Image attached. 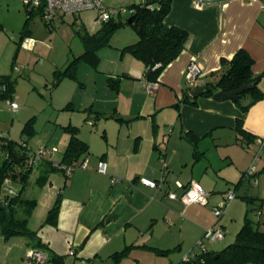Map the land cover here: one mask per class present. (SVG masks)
Instances as JSON below:
<instances>
[{
  "label": "crops",
  "instance_id": "obj_1",
  "mask_svg": "<svg viewBox=\"0 0 264 264\" xmlns=\"http://www.w3.org/2000/svg\"><path fill=\"white\" fill-rule=\"evenodd\" d=\"M134 2L103 0L106 8H124L126 11L118 18L125 21L131 17L128 7ZM195 5L194 0H172L165 23L188 30L190 38L182 53L164 68L159 81H149L145 77L143 61L124 49L136 43L139 36L131 25H121L111 36L107 45L109 52L102 54L103 60L109 62V71H103V79H96L94 83L95 90L84 91L78 101L74 96L78 87L86 88V83L78 81L77 72L85 60L79 63L76 78L65 77L60 81L55 77V70L64 68L70 57L66 59L67 63L62 55L51 63L50 74L53 81H58L57 89L66 83L67 92L57 99V102L63 101L61 105L53 106V111L49 109L50 127L44 139L31 142L38 129L34 124L36 118L30 117L33 110L27 111L26 107L15 110L17 117L11 124L14 127L17 122L22 126L19 138L13 134L12 127L0 129L1 137L24 140L31 150L42 145L58 148L54 154L46 155L41 165L32 171H38L36 186H29L32 172L26 185L31 196L26 198L36 200L29 227L46 244L47 249H36L48 258L54 254L65 256L63 264H177L186 252L199 249L198 241L205 229L216 222L213 206L222 202L230 188L236 189L237 196L219 219L227 233L232 230L226 244L235 240L242 227L238 228L235 222L238 209L244 208L245 221L249 208L254 206V203H248L247 197L254 198L256 204L263 203L260 217L257 211L253 213L261 219L264 229V153L256 159L260 150L256 138L264 137V98L245 112L235 101L213 96L201 95L194 101H183L188 89L183 81L185 71L193 58L198 59L205 71L206 81L216 80L221 74L222 58H232L244 48L254 58L253 72L264 73V0H205L202 7ZM24 13L23 25L16 28L0 19V34L13 32L10 38H14L16 32L17 43L21 46L26 31V37L34 39L25 48L32 56L40 55L43 50L47 53V48L53 52L48 41L55 39L54 36L66 26H71V41L76 37L81 40L77 30L94 33L102 27L96 20L95 10H83L78 14L58 12L52 24H45V32L39 35L34 24L42 17L35 15L25 28L27 7ZM127 13L130 17L125 19ZM63 35L68 38L67 34ZM71 41L68 39L67 44ZM107 46L101 47L98 53ZM18 50L10 62L11 67L20 57ZM99 57L101 61L100 54ZM0 75L8 73L2 69ZM110 79L119 80L117 89L110 85ZM259 86L264 91V77ZM14 88L13 98L19 101L17 88ZM250 100L247 97L243 103ZM53 103L56 102L52 100ZM58 109L63 110L62 114L57 112ZM238 118L243 119V127L238 126ZM31 119L34 120V131L28 135L23 129ZM69 125L79 128L80 138L89 146V151L79 158L87 157L89 168H77L68 176L58 169L40 185L37 178L45 168L43 163L52 161L55 165L64 157L70 140V133L65 128ZM61 129V132L57 131ZM188 133L196 139L191 140L185 135ZM59 152L62 154L57 158ZM100 160L107 163L106 172L99 171ZM253 165L255 171L248 175ZM142 176L164 181L159 188H152L139 181ZM114 178L119 181L113 182ZM177 181L184 185L198 181L211 193L209 202L187 205L180 199L170 198L168 190L177 194L183 190ZM240 192H243L242 199L237 200ZM57 196L61 197L57 224L44 223ZM227 233L223 240L207 241V248L222 250L227 246L222 243ZM128 246L131 248L127 253L115 256ZM32 248L35 247L25 236L7 239L0 234V264H29L27 254ZM43 264L55 263L51 260Z\"/></svg>",
  "mask_w": 264,
  "mask_h": 264
},
{
  "label": "trees",
  "instance_id": "obj_2",
  "mask_svg": "<svg viewBox=\"0 0 264 264\" xmlns=\"http://www.w3.org/2000/svg\"><path fill=\"white\" fill-rule=\"evenodd\" d=\"M41 1L42 4L39 6H29L24 2L28 9V17L24 25L25 28L30 19L35 15H40L43 19L42 12L46 0ZM171 5L172 0H139L128 7L130 10L132 9L131 17L133 16V20L131 23L128 20L119 19L118 16L121 15L120 13L108 21L103 22L102 27L94 33L77 30L76 32L81 37L85 50L82 54L73 56L72 60H68L69 62L64 68L56 69L54 73L55 77L58 81L65 77L76 78L78 65L83 60L97 68L100 61L98 50L110 44L111 36L121 25L129 24L134 27L139 39L136 43L127 45L124 49L130 50L136 58L143 61L146 67L145 77L149 81H159V77L164 68L182 53L190 38V32L188 30L176 25L168 26L165 23L164 19L169 14ZM45 24H52V22L46 21ZM25 32L22 38L26 36ZM253 63L254 58L246 49L241 48L232 58H222V69L219 78L206 81V84H212L214 91H229L239 88L245 83L257 80L258 83L254 88L245 90V92L239 94L234 100L239 108L245 112L256 101L264 98V91L259 86V82L264 77V73L255 74L252 69ZM118 81L110 79L109 83L113 88L117 89L118 84L116 82L118 83ZM0 85L3 86L0 90V98L14 99L15 81H12L8 75H0ZM214 91L205 92L203 96H213ZM190 92L192 90H185L184 102H191L192 95ZM247 97H250L251 100L248 103H243V100ZM237 122L239 127H243L242 118H238ZM33 123V119L26 122L23 133L31 135L34 131ZM65 129L70 133V140L68 146H66L67 148L61 162L72 163L80 160L79 158L89 151V146L80 138L78 134L79 128L77 126L69 125ZM188 134L185 135L191 140L194 141L196 139L191 133ZM1 152H3V156H1ZM28 156V150L19 144V141L0 136V190H2L1 186L7 176H10L14 183H20L17 194H6L4 199H0V234L7 239L12 236L22 235L29 238L30 244L33 247L47 249L43 240L37 236V232L29 227V218L36 206V200L26 198L23 193L27 187L26 185L29 183L30 174L36 167H27L25 165ZM41 162L39 165H41ZM43 165L45 168H43V171L40 172L37 178V183L40 185L47 181L50 173L60 169L52 161H46ZM238 186H235V188H238ZM57 197L44 223L57 224L56 220H58L59 208L61 207V197ZM247 199L249 204L254 203L252 208L254 211L260 212V209H263V203L256 204L254 198L247 197ZM250 213L251 209L248 210L244 224L241 225L242 227L238 231L235 240L222 250L212 251L206 248L202 251L201 249L192 248L190 253L195 252L197 256L189 262H183V259H181L177 264H197L200 262H203V264H264V229L261 228L262 221L260 218L256 221L252 219ZM130 248L131 246H128L121 252L115 254V256L121 257ZM63 257L65 256L54 254L51 258H47V262L52 260L55 264H63Z\"/></svg>",
  "mask_w": 264,
  "mask_h": 264
},
{
  "label": "rangeland",
  "instance_id": "obj_3",
  "mask_svg": "<svg viewBox=\"0 0 264 264\" xmlns=\"http://www.w3.org/2000/svg\"><path fill=\"white\" fill-rule=\"evenodd\" d=\"M135 1H139V0H135ZM25 9H26V6L23 0H0V19L8 23V25L16 28L18 27V25L20 24L23 25L24 23ZM124 11L126 10L124 9ZM129 17L130 16H128V13H127L125 15V19H128ZM34 25H35L34 29H35L36 34L42 35L45 32L46 25L44 23V20H42L41 18H37ZM70 27H67V26L64 27L62 31L58 32L57 35L54 36L55 39L48 41L49 44L53 46V52L52 50L47 48L48 50L47 53H45L44 52L45 50H43L40 55L38 54L36 56H32L28 51L25 50V48L28 46L25 44L24 40L21 43V46L18 45L17 42H18L19 36L16 32H14L15 34L13 36L14 38H10L11 37L10 33H13V32L3 31L0 34V63L3 61V63L0 64V70L4 69V71L8 73V76L10 77V79L12 81H15V86L20 96V98L17 99L19 100L18 103L20 104V106L23 109H25L26 107L27 111H29L28 109L33 110V112H31L30 114V117L36 118V123L34 124H35V127L38 129V133L36 135V138H31L32 143H36L37 139L41 140L45 138L44 135H46L50 127L49 121H48L49 113H50L49 109L53 111L54 110L53 106L61 105L63 101L57 102V99L61 95H63L64 92L65 93L67 92L66 83H64L57 89L56 84L58 81H53V77L50 74L52 73L51 63L54 60L57 61L59 59L58 56H61V55H62V59L63 60L65 59L64 63H67L66 59H68V57H70V59L72 60L73 56H77L79 53H82L84 51L83 44L80 39L76 37L73 41L70 40L72 38ZM131 28H134V27L131 26ZM63 34H67L68 38L64 37ZM68 39L69 41H71V43L69 42L70 44H67ZM18 48H19L18 51L21 52L20 57L15 62L16 64H14V66L11 67L10 62H12V59L16 53L15 50H17ZM104 52L106 53L109 52L108 46L103 48L101 52H99L101 56V61H99L97 68L94 67V65H92L91 63L89 64V63H86L85 61L80 64V70L79 72H77L78 73L77 76L79 79L78 81L85 82L86 88L78 87V92L76 93V96H74L75 100L78 101V98L84 91L85 93L93 92L96 88V86L94 87V83L96 82V79L98 81H101L100 79H103V77L101 76H104L105 74V72L103 71H109V62L106 59L103 60L102 58V54ZM73 92L74 90L72 91V93ZM52 100L53 102H56V103L52 104ZM7 101L8 99H0V129L8 130L10 129V127H12L11 125L13 122L12 120L14 117H17V113L15 111L13 112V110L10 109ZM62 111L63 110L58 109L57 112L59 114H62L61 113ZM56 115L57 114L55 112L53 114L54 120L57 117ZM59 119L60 121L62 120L61 116ZM14 125L15 126L12 127L11 130L13 131L14 135H18L15 137L19 138V136L21 135L20 129L22 126H19V123L17 122L14 123ZM57 131L61 132L62 129L57 130ZM42 144H44V142H42ZM63 148L64 147L62 146L61 151L63 150ZM61 154L62 153L59 152L56 157L60 158ZM37 172L38 171H34L31 174V180L29 184V186H31L30 188L36 186L35 178L38 175ZM3 185H5V183H3L1 186L2 190H0V199H4L6 194H8V192L4 190ZM18 185H20V183H17V182L14 183V186L19 189L20 186ZM23 195L26 197H31L27 189H25ZM241 195H243V192H240L237 200L242 199ZM249 209H251V213H250L251 218L256 221L257 216L253 213L255 211L252 208H249ZM238 210H239L238 218L235 219L234 217V219H235V222H237V227L240 228L241 225H243L244 223L243 221H244L245 212H244V208L243 210L241 209H238ZM235 212H237V210ZM228 231L229 232L227 233L226 239L222 242V243H225V245H227L226 243H229L230 241L229 239L231 238V235H232V230L230 229ZM207 241H210V240H207ZM207 241H206V244H207ZM216 241L218 242L220 240H214V241H211V243L216 242ZM211 245H213V247L217 246V244H211Z\"/></svg>",
  "mask_w": 264,
  "mask_h": 264
},
{
  "label": "built area",
  "instance_id": "obj_4",
  "mask_svg": "<svg viewBox=\"0 0 264 264\" xmlns=\"http://www.w3.org/2000/svg\"><path fill=\"white\" fill-rule=\"evenodd\" d=\"M29 6H39L42 4L41 0H23ZM195 6L202 7L205 5V0H194ZM83 10H95L97 11V21L99 23H103L108 21L109 19L117 16L118 14L124 11V8L118 7H107L104 5L103 0H46V3L43 7V19L45 22H53L57 17L58 12H62L64 14H78ZM132 10V9H131ZM130 10V11H131ZM25 44L31 43L34 41L33 38H25ZM184 80L185 81V88L192 90L202 84H206V73L203 68L200 66L198 59L193 58L188 66L186 67ZM8 105L12 110L20 109V104L18 101L14 99H8ZM257 142L260 145V150L256 154V159L260 158V155L264 153V137H257ZM19 144H21L25 149L28 150L29 156L26 159L25 165L27 167H37L42 159L45 158L48 154H54L58 151V148L55 146L42 145L36 150L29 149L30 147L24 140H20ZM62 172L68 176L73 170L77 168H89V160L88 158H84L83 160L74 161L72 163H62L58 162L55 163ZM107 163L104 160H100L98 169L101 172H106ZM255 171V165L251 166L248 171V175H252ZM113 182L119 181V178L112 179ZM143 184L150 186L152 188H159L161 186V181L163 180H155L150 179L148 177L142 176L140 180ZM5 185H3L4 190L8 192V194H17L18 188L14 186V182L10 176H7L4 180ZM177 185L179 188H182V192L177 194V192L173 190H168L167 194L170 198L173 199H180L184 202V204H192V203H200V204H207L209 202L210 192L203 187L198 181H192L187 185H184L182 182L177 181ZM236 196V190L231 188L228 192L224 195L222 202L213 206V214L217 218V221L211 225L210 227L206 228L204 231L203 236L198 241L199 249L202 251L207 248L206 241H214V240H222L226 235V228L219 222V219L224 214L226 207L230 204ZM260 213L259 211L257 212ZM260 215V214H259ZM29 257V264H43L48 261V256L43 251L32 248L28 251ZM197 256L195 252H186L183 256V262H189L190 260L194 259ZM203 264V262L197 263Z\"/></svg>",
  "mask_w": 264,
  "mask_h": 264
},
{
  "label": "water",
  "instance_id": "obj_5",
  "mask_svg": "<svg viewBox=\"0 0 264 264\" xmlns=\"http://www.w3.org/2000/svg\"><path fill=\"white\" fill-rule=\"evenodd\" d=\"M133 20V16L128 19V22L131 23ZM258 83L257 80L252 81L250 83H245L244 85L240 86L239 88L229 90V91H224V90H217L214 91V87L212 84H205V85H200L192 90L191 95H192V100L194 101L197 99L199 96L203 95L205 92L209 91H214L213 97L215 99L219 100H235L239 94H242L247 91L248 89L254 88L255 85ZM2 85H0V90L2 89ZM2 202V201H1Z\"/></svg>",
  "mask_w": 264,
  "mask_h": 264
}]
</instances>
